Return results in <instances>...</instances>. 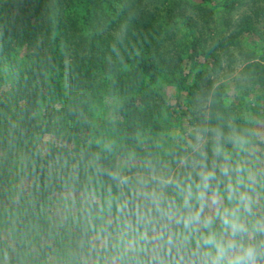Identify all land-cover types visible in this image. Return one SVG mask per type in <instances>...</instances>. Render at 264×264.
I'll return each mask as SVG.
<instances>
[{
  "label": "trees",
  "instance_id": "16d2710c",
  "mask_svg": "<svg viewBox=\"0 0 264 264\" xmlns=\"http://www.w3.org/2000/svg\"><path fill=\"white\" fill-rule=\"evenodd\" d=\"M237 63L232 94L221 74ZM165 85L177 93L168 116L180 133L163 154L155 133L170 106ZM263 97L264 0H0V146H22L20 174L30 181L9 233V219L0 220L1 256L8 264H55L89 251L92 231L114 236L139 226L152 229L159 245L137 264H183L179 241L168 251L158 239L176 226L154 206L150 222L142 218L132 177L197 179L204 165L240 164L253 175L252 194L261 195ZM104 99L98 121L94 104ZM44 133L63 140L46 155L34 142ZM237 135L248 141L243 151L229 139ZM217 143L227 162L214 153ZM110 173L129 183L118 188ZM63 190L74 195L60 203ZM162 191L176 196L171 186ZM54 204L61 223L50 215Z\"/></svg>",
  "mask_w": 264,
  "mask_h": 264
},
{
  "label": "clouds",
  "instance_id": "9594fccd",
  "mask_svg": "<svg viewBox=\"0 0 264 264\" xmlns=\"http://www.w3.org/2000/svg\"><path fill=\"white\" fill-rule=\"evenodd\" d=\"M229 139L238 150H244L245 138L237 135ZM214 153L225 162L230 159L219 143ZM109 175L118 188L129 183L127 176ZM196 176L161 180L162 189H174L176 196L171 199L162 190L142 193L166 223L176 226L166 233L161 231L158 239L168 251L179 241L177 250L183 253V264H264V214L254 211L253 175L243 165L222 163L212 169L204 165ZM128 203L118 208L123 210Z\"/></svg>",
  "mask_w": 264,
  "mask_h": 264
},
{
  "label": "rangeland",
  "instance_id": "374dc122",
  "mask_svg": "<svg viewBox=\"0 0 264 264\" xmlns=\"http://www.w3.org/2000/svg\"><path fill=\"white\" fill-rule=\"evenodd\" d=\"M248 10V7L244 8ZM209 11H214L210 9ZM208 13V12H207ZM237 67L236 70L232 71L230 74L223 72L221 75L223 76V81L229 80V91L233 94L235 88H233L234 78L239 76V71L242 68V64L237 63L235 65ZM164 91L167 95L168 109L162 113L163 117L160 119V128L157 129L155 133V137L157 138V144L160 146L161 153L165 154L168 151V145L170 142H173L177 135L180 133V129L178 126L177 119L173 117H169L171 113V108L174 105H177V93L174 87L165 85ZM264 99V97H263ZM110 101V99L101 100L100 103L94 104L96 109V116L98 121L103 119L102 116L106 110V103ZM48 104V103H47ZM47 104H42V107L37 111L36 116L40 119L39 113L43 111L44 106ZM56 107H60L57 103H54ZM64 105V104H63ZM67 105V104H66ZM62 106L67 108L68 106ZM51 106V103H50ZM49 111V108H46ZM67 109L61 108V115H65L67 113ZM169 120H168V118ZM176 116V114H175ZM262 118V117H261ZM263 119V118H262ZM258 127H256V131L259 136L264 139V126L260 128L263 124L258 123ZM184 129L187 128V122H184L182 125ZM61 140L58 137H55L51 133H44L41 136H37L34 142L36 144L39 143L41 146L42 154L46 155L49 151V144L51 143H61ZM248 143V141H247ZM247 143L245 145H247ZM24 150L22 146H17L14 149H9L7 146H0V220L3 218L9 219V224H6L5 232L9 233V230L13 228V224L18 220V215L20 213V204H21V195L27 189L29 185V179L23 178L20 174V171H23L22 162L23 158L26 154L23 153ZM61 159H58L55 164L51 166L52 173H58L62 168ZM143 177H152L151 181H145ZM132 188L131 192L134 197V201L136 203V209L138 213L145 220L150 222L151 211L153 204L144 198L142 195L143 192H152L153 190L160 192L162 190L161 184L159 183L161 178L158 176H154L153 174H144L139 173L135 174L132 177ZM263 192L258 195H253L256 206L254 207V211H259V207L264 203V180L262 182ZM74 194H69L68 191L63 190L62 199L59 201L60 203L64 202L66 199L71 198ZM61 196V195H60ZM72 209L70 214L73 215L77 213L79 208L75 204H72ZM61 208L57 204L52 207L51 213L53 217H58L56 222L62 221ZM206 213L210 214V209H205ZM3 222V221H2ZM95 229L94 227H90L92 231ZM138 226L137 228H129L124 229L122 232L114 235V236H102L98 237L96 230L92 231L91 238V246L89 251H85L87 255L81 254L78 259L76 258H58L56 257L55 264H137L141 261H144L150 254H154L157 251V245H159L155 234L152 232V229L146 228L145 230ZM142 237H146V239H142ZM155 241V242H154ZM1 251V250H0ZM122 260H125L122 262ZM6 259L1 256L0 252V264H8L6 263ZM37 261V260H36ZM28 262H22L21 264H25Z\"/></svg>",
  "mask_w": 264,
  "mask_h": 264
}]
</instances>
